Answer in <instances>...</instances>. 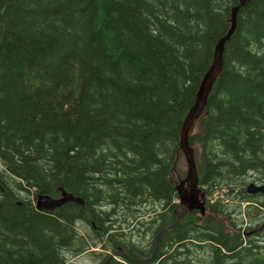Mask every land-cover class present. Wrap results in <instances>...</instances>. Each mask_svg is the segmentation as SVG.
<instances>
[{"label": "trees", "instance_id": "obj_1", "mask_svg": "<svg viewBox=\"0 0 264 264\" xmlns=\"http://www.w3.org/2000/svg\"><path fill=\"white\" fill-rule=\"evenodd\" d=\"M234 7L188 138L205 200L232 210L176 222L179 134ZM248 183L264 185V0H0V264H264V233L233 217L264 222ZM61 191L84 206L33 205Z\"/></svg>", "mask_w": 264, "mask_h": 264}, {"label": "water", "instance_id": "obj_2", "mask_svg": "<svg viewBox=\"0 0 264 264\" xmlns=\"http://www.w3.org/2000/svg\"><path fill=\"white\" fill-rule=\"evenodd\" d=\"M247 1L248 0H239V4L244 5ZM236 14L237 7H234L230 12L229 29L215 45L211 65L201 79L195 95L194 103L184 118L182 129L179 134V148L182 152L186 165V174L185 177L175 186L177 198L180 206L182 207V212L177 217L176 222L182 219L186 213L191 211H197L201 215L205 214V205L203 201L204 195L198 188V175L194 160V151L188 143V138L190 131L194 127L199 117L203 114L213 85L221 74L223 63V47L225 42L230 39L235 31ZM246 193L248 195H256L258 193L264 195V186L249 184L246 187ZM66 203H72L82 207L84 206V202L80 198L73 197L71 194L61 191L60 197L57 199H53L48 195H38L36 197L35 208L38 211L50 213L65 205Z\"/></svg>", "mask_w": 264, "mask_h": 264}, {"label": "rangeland", "instance_id": "obj_3", "mask_svg": "<svg viewBox=\"0 0 264 264\" xmlns=\"http://www.w3.org/2000/svg\"><path fill=\"white\" fill-rule=\"evenodd\" d=\"M230 12H231V10H230ZM184 121V120H183ZM180 166H181V170H182V173H183V175H181V176H184L185 177V174H186V165H185V169H184V165L181 163V160H180ZM249 175V179H248V181H251L252 180V174L251 173H249L248 174ZM183 177V178H184ZM182 178V179H183ZM178 179H179V173H178ZM181 180V179H180ZM225 191L223 190V191H221V192H218V191H215V192H213L212 193V196L210 195L209 197H208V201H209V203L210 204H212L213 202H218L219 200H222L221 201V204H225V206H227V208L229 209V211H231L232 210V207L230 206V207H228V205H229V203H230V201H228L229 199H228V197H226L225 195ZM38 195H41V194H38ZM37 195V196H38ZM36 196V197H37ZM35 202H36V198L35 199H33V205L35 204ZM176 203H178V201L176 200ZM248 206H246V204H243V203H241V205H240V212L238 213V214H240V215H235V216H233L234 217V219H235V221H236V223L237 224H239V227H243L244 225H245V223L246 222H248L249 220H248V214H247V210H245V208H247ZM141 210H143V212H146V217H153V214H150L149 216H148V214L147 213H149V212H151V210L150 209H146V208H144V207H142L141 208ZM249 212L251 213V211L249 210ZM177 213H180V210H179V208L177 209ZM178 216V215H177ZM263 221H261V223H262ZM136 223V222H135ZM83 227V226H82ZM133 225H132V227H130L129 228V230H130V232H132V234L134 235L135 233H134V231L135 230H133ZM239 227H237V228H239ZM239 231L241 232L242 231V229H240L239 228ZM130 232H128V230H126V233H128L127 235H129L130 234ZM140 232H142V231H140ZM242 235V234H241ZM135 236V235H134ZM150 236H145V238H144V240H140V242L142 243V248L144 247V249H145V247L148 245V243L150 242L149 240H150ZM93 252H94V254L96 253V252H98V253H100V254H109V252H107V251H105V250H103V249H101V246L100 245H97L94 249H93ZM112 255V254H111ZM116 255H112V257L114 258V260H116V261H118L119 259L117 258V257H115ZM69 259H71V258H69ZM70 261V260H69ZM71 264H96V262L94 261V259H92V257H91V255H88V254H86V255H83V256H80V257H77V258H74V259H72V262H71Z\"/></svg>", "mask_w": 264, "mask_h": 264}, {"label": "flooded vegetation", "instance_id": "obj_4", "mask_svg": "<svg viewBox=\"0 0 264 264\" xmlns=\"http://www.w3.org/2000/svg\"><path fill=\"white\" fill-rule=\"evenodd\" d=\"M256 197H257V195H253V199H254L253 202L254 203H255V201H257ZM241 229H242V231L240 234H242L243 237H246V236L249 237V235L251 233H254V234L257 233V234L262 235L264 233L263 232L264 231V222L260 225L259 224H253V225H249V226H248V223L246 222L245 225L243 227H241Z\"/></svg>", "mask_w": 264, "mask_h": 264}, {"label": "bare ground", "instance_id": "obj_5", "mask_svg": "<svg viewBox=\"0 0 264 264\" xmlns=\"http://www.w3.org/2000/svg\"><path fill=\"white\" fill-rule=\"evenodd\" d=\"M43 19V18H42ZM76 206V205H75ZM83 217V216H82ZM135 247V246H134ZM125 254V253H124Z\"/></svg>", "mask_w": 264, "mask_h": 264}]
</instances>
